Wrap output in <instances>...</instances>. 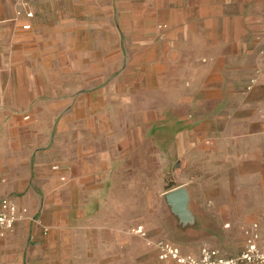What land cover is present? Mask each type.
Returning a JSON list of instances; mask_svg holds the SVG:
<instances>
[{"label":"crops","instance_id":"1","mask_svg":"<svg viewBox=\"0 0 264 264\" xmlns=\"http://www.w3.org/2000/svg\"><path fill=\"white\" fill-rule=\"evenodd\" d=\"M72 5L61 30L95 33L89 56L116 73L107 118L77 119L70 89L33 80L59 63V0H0V204L53 212L37 233L71 224L108 264H180L160 240L236 255L255 224L264 240V0Z\"/></svg>","mask_w":264,"mask_h":264},{"label":"rangeland","instance_id":"2","mask_svg":"<svg viewBox=\"0 0 264 264\" xmlns=\"http://www.w3.org/2000/svg\"><path fill=\"white\" fill-rule=\"evenodd\" d=\"M74 11L72 0H59V63L35 65L39 79L36 81L34 77L33 80L38 86L46 83L48 86L59 87V92L70 89L69 93H74L80 101L76 118L100 123L107 118L111 98L101 90L111 86L116 73L107 70L108 65L97 63V56H89V51H94L95 33L87 30L76 33L66 28L61 30L62 23L65 24L66 19H71ZM44 66L49 71H56L55 80H50L47 72L46 81L43 79ZM12 83L18 87V80L13 79ZM59 99L61 100V96ZM91 99L92 105L88 107ZM66 115L67 112L59 113V127L69 129L72 117ZM25 117H28L26 121H30L32 113L27 112ZM24 194L23 191L14 193L22 202ZM28 214L29 212L24 214L18 225L0 241V264H108L111 257L97 255L95 241H91V247L85 241L86 246L82 248L80 244L83 241L72 238L71 224L67 225L66 230L60 224L59 231L44 230L37 233L36 228L40 221L43 218H54L53 212L45 214L40 208L35 216L29 218ZM260 225L264 231V224Z\"/></svg>","mask_w":264,"mask_h":264},{"label":"built area","instance_id":"3","mask_svg":"<svg viewBox=\"0 0 264 264\" xmlns=\"http://www.w3.org/2000/svg\"><path fill=\"white\" fill-rule=\"evenodd\" d=\"M33 17V12H28ZM26 25L25 29H30ZM25 209L20 208L15 202L3 199L0 204V239L4 238L8 230L12 229L24 216ZM229 227V225H227ZM253 233L247 239L245 248L236 255H225L220 250L204 246L198 254H184L174 244L160 240L157 245L161 260H174L180 264H264V240L261 239L259 225L253 226ZM136 232L145 234L142 227Z\"/></svg>","mask_w":264,"mask_h":264},{"label":"water","instance_id":"4","mask_svg":"<svg viewBox=\"0 0 264 264\" xmlns=\"http://www.w3.org/2000/svg\"><path fill=\"white\" fill-rule=\"evenodd\" d=\"M170 201L176 202L179 205V208H184V203L187 200V197L182 189H177L170 193V195L167 196Z\"/></svg>","mask_w":264,"mask_h":264}]
</instances>
